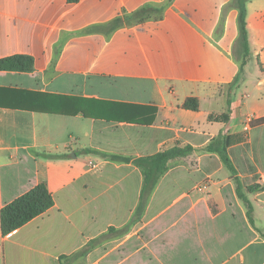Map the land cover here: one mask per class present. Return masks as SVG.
<instances>
[{
	"label": "crops",
	"instance_id": "obj_1",
	"mask_svg": "<svg viewBox=\"0 0 264 264\" xmlns=\"http://www.w3.org/2000/svg\"><path fill=\"white\" fill-rule=\"evenodd\" d=\"M235 6L0 0V60L33 61L0 71V210L38 185L53 201L0 227V264H264V0L246 54ZM175 146L192 152L142 199L133 160Z\"/></svg>",
	"mask_w": 264,
	"mask_h": 264
},
{
	"label": "trees",
	"instance_id": "obj_2",
	"mask_svg": "<svg viewBox=\"0 0 264 264\" xmlns=\"http://www.w3.org/2000/svg\"><path fill=\"white\" fill-rule=\"evenodd\" d=\"M75 2L76 0H69ZM247 0H235V5L240 11L239 14V43L244 49V53L247 52V38L244 24V13L243 7ZM156 10L150 7H143L136 11L128 20L137 19L142 20L143 18L154 13ZM123 21L121 19L115 20L113 23L108 25L107 29H112L120 25ZM33 66V61L29 57L25 56H14L0 60V71H17V72H29ZM184 107L186 109L196 111L198 109L196 99L189 98L185 101ZM216 119H222L227 121V116H218ZM259 122H264V119ZM207 150H212L208 147ZM192 152V148L189 146L179 147L175 146L169 150L158 152L157 154L147 157L133 160V163L139 167L143 174V188L141 198L145 199L153 190L159 178L167 171L168 163L171 160L181 158ZM111 160L129 161L128 159H122L120 157L111 156ZM221 158L225 166L232 171L231 163L225 153H221ZM257 187H249V191H253ZM237 193L240 195V190L237 187ZM53 204L50 194L47 192L44 185H38L31 189L29 192L18 197L14 201L4 205L0 210V227L3 236L10 232L20 228L36 216L42 214L49 209ZM94 242H91V247ZM88 247V248H89ZM83 250L80 255H83Z\"/></svg>",
	"mask_w": 264,
	"mask_h": 264
},
{
	"label": "built area",
	"instance_id": "obj_3",
	"mask_svg": "<svg viewBox=\"0 0 264 264\" xmlns=\"http://www.w3.org/2000/svg\"><path fill=\"white\" fill-rule=\"evenodd\" d=\"M262 180H264V177L262 178Z\"/></svg>",
	"mask_w": 264,
	"mask_h": 264
},
{
	"label": "rangeland",
	"instance_id": "obj_4",
	"mask_svg": "<svg viewBox=\"0 0 264 264\" xmlns=\"http://www.w3.org/2000/svg\"><path fill=\"white\" fill-rule=\"evenodd\" d=\"M236 7V6H235Z\"/></svg>",
	"mask_w": 264,
	"mask_h": 264
}]
</instances>
